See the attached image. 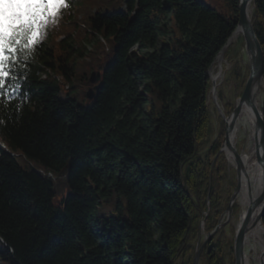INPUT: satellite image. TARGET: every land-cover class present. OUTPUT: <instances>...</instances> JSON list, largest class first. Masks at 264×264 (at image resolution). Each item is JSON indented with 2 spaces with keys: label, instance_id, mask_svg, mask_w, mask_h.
I'll list each match as a JSON object with an SVG mask.
<instances>
[{
  "label": "trees",
  "instance_id": "trees-1",
  "mask_svg": "<svg viewBox=\"0 0 264 264\" xmlns=\"http://www.w3.org/2000/svg\"><path fill=\"white\" fill-rule=\"evenodd\" d=\"M239 2L68 0L18 69L20 96L0 104V264L192 263L199 220L211 230L220 211L222 143L198 156L208 69ZM92 70L102 85L85 105L60 78L87 88ZM222 242L204 246L208 264H227Z\"/></svg>",
  "mask_w": 264,
  "mask_h": 264
},
{
  "label": "rangeland",
  "instance_id": "rangeland-1",
  "mask_svg": "<svg viewBox=\"0 0 264 264\" xmlns=\"http://www.w3.org/2000/svg\"><path fill=\"white\" fill-rule=\"evenodd\" d=\"M77 1L78 0H72V3H75ZM86 45L88 48L92 47V43L88 41L86 42ZM140 48L141 46L139 44H136L133 47V49H140ZM225 58H226L225 77L222 84L219 85L216 89V97L218 103L221 106L222 111L224 112V115L226 116L230 114L233 108L235 107L236 98L240 96V94L242 93V90L244 88L245 82L249 74V61L245 50L244 38L242 35L239 37V39L236 42H234L233 44L227 47L225 52ZM211 85H212L211 77L209 76V87L207 90L206 104L210 116V127L206 137L201 139L198 144V148H199L198 156L201 158H204L206 156L214 141H218L222 143V146L219 149L220 151L224 149L225 119L222 114V111H220V109L217 107L215 103L214 97L211 93L212 91L210 89ZM70 88H71L70 91L72 93V96L76 98L79 102L85 105H89L92 103V100L94 98L90 99L87 96V91L89 87L86 88L85 85L81 84L78 81H75L74 84L70 85ZM259 102L262 108V106H264V86L262 87V91L260 93ZM247 138H248V129H244L243 131H240L237 135V146H238L237 150L240 153L241 150L244 149ZM219 174L220 177L218 176ZM211 175H212L214 188L217 194H219L218 200L220 204L217 209H220V211L219 214L216 216V224H217L219 220L222 219V221H224L226 219V217L224 218V214L228 207L232 192L237 184L236 165L235 166L230 165L226 153L223 152L221 164L218 162L213 165V167L211 168ZM66 191L67 188L65 186L59 187V185H56V201H59ZM207 204H209V199L207 201ZM240 212H241V205L239 203L233 204L232 216L230 217L228 222L225 225L220 226L216 231V233L212 236L214 238V241L219 240L220 238L222 239L223 241L222 243L224 244L223 256L227 264H231L233 257H234L233 264L235 263L233 240L235 235V222L239 218ZM262 220H263V216H262ZM211 230H206L204 226L203 218L199 220L197 232L193 235L191 240L192 243L194 244V251L198 241L202 242L205 235L209 233ZM180 261L181 259L177 261L178 264L180 263ZM199 264H208V263L206 262V259L201 256Z\"/></svg>",
  "mask_w": 264,
  "mask_h": 264
},
{
  "label": "water",
  "instance_id": "water-1",
  "mask_svg": "<svg viewBox=\"0 0 264 264\" xmlns=\"http://www.w3.org/2000/svg\"><path fill=\"white\" fill-rule=\"evenodd\" d=\"M248 1L249 0H240L239 2V15H238L236 27H239L243 33L245 50H246L248 61H249V74L245 82L244 88L242 90V93L239 96V101L233 108L232 112L230 113L231 121H227L226 116L224 115V112L222 111L221 106L217 101L216 91L213 92L215 103L217 107L220 109V111H222V114L225 119L224 147H228L231 150L233 158L235 159L236 170H237V184L232 192L228 207L225 212L227 214L226 219L224 221H222V219L219 220L216 226L209 233L205 235L202 242L198 241L195 251H194L192 264H199L201 253H202V250L205 244L216 233L218 228L220 226L225 225L230 219V217L232 216L233 202L240 188L239 180H240L242 171L244 169V166H243L242 159H241V153L238 152L237 147H235L234 145L230 143L229 136L233 130V126H234L233 123L244 103L252 107L253 112L255 114V118H256V121H255V126H256L255 149H256L257 160L261 167L262 192H261L260 197L250 201L246 216L240 228L237 231H235L234 240H233L234 255H235L234 264L244 263V243L243 242H244L245 233L249 230L250 227L255 225L260 220V218H262V216H264V117H263V112L258 110V108L254 105V100H253L254 86L257 83H259L260 80L264 77V51H263L262 44L254 29L252 17L249 15V12H248ZM230 36L228 37L226 43L220 49L218 54L224 53V51L227 48V44H228ZM211 66H212V63L208 69V75L210 77H211V73H210ZM96 80H97V74H96V71L93 70L90 74V81L96 82ZM101 85H102V81L100 80L98 83L89 87L87 91L88 98L90 99L94 98ZM214 85L215 84H212V86ZM248 190L250 191V189ZM258 205L261 206L258 212V215L255 217L253 221H251L252 211Z\"/></svg>",
  "mask_w": 264,
  "mask_h": 264
},
{
  "label": "snow or ice",
  "instance_id": "snow-or-ice-1",
  "mask_svg": "<svg viewBox=\"0 0 264 264\" xmlns=\"http://www.w3.org/2000/svg\"><path fill=\"white\" fill-rule=\"evenodd\" d=\"M67 7L68 0H0V104L20 96L18 69L27 66L50 23Z\"/></svg>",
  "mask_w": 264,
  "mask_h": 264
},
{
  "label": "bare ground",
  "instance_id": "bare-ground-1",
  "mask_svg": "<svg viewBox=\"0 0 264 264\" xmlns=\"http://www.w3.org/2000/svg\"><path fill=\"white\" fill-rule=\"evenodd\" d=\"M253 1L254 0L248 1V12L251 17L254 9ZM241 35L243 36L242 30L239 27H235L229 38L227 47L233 44L234 42H236ZM225 52L226 50L224 51L223 54L221 53L217 54L214 61L212 62V66L210 70L211 83L215 84L214 86L211 85L210 88L212 91L211 92L212 95L213 92L216 91L217 87L222 84L225 77V71H226ZM263 86H264V78H262L260 82L254 86L253 89L254 105L258 108L259 111H262L259 102V97ZM238 101H239V96L236 98L235 105L238 103ZM226 119L227 121H231V115L230 114L226 115ZM255 121L256 118L252 107L244 103L233 123L234 124L233 130L229 136L230 143L236 147L238 133L240 131H243L244 129H248V138L244 146V149L241 150V159L244 169L242 171L239 180L240 188L233 202V204L239 203L241 205V212L239 218L235 222V231H237L240 228L248 211L250 201L260 197L262 192L261 167L257 160L256 149H255V134H256ZM223 150L227 155L230 165L235 166L236 162L235 159L233 158L231 150L228 147H224ZM248 189H250V191ZM260 208L261 206L258 205L252 211L251 221H253L255 217L258 215ZM226 216L227 214L225 213L224 218ZM243 243H244L243 264H264V222L262 218H260V220L255 225L250 227L249 230L245 233Z\"/></svg>",
  "mask_w": 264,
  "mask_h": 264
}]
</instances>
